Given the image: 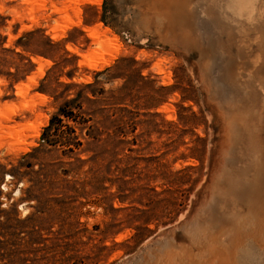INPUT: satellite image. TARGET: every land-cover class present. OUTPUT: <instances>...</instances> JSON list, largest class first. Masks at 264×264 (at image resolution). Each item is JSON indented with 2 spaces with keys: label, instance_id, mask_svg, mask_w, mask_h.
<instances>
[{
  "label": "rangeland",
  "instance_id": "rangeland-1",
  "mask_svg": "<svg viewBox=\"0 0 264 264\" xmlns=\"http://www.w3.org/2000/svg\"><path fill=\"white\" fill-rule=\"evenodd\" d=\"M0 15V42L36 64L0 76V165L21 173L0 175V202L37 229L26 263L264 264V0H0ZM57 79L99 92L73 152L42 141Z\"/></svg>",
  "mask_w": 264,
  "mask_h": 264
},
{
  "label": "trees",
  "instance_id": "trees-1",
  "mask_svg": "<svg viewBox=\"0 0 264 264\" xmlns=\"http://www.w3.org/2000/svg\"><path fill=\"white\" fill-rule=\"evenodd\" d=\"M37 32L43 33V30L36 29L29 32V34ZM23 38L24 36H21L17 39L16 46L23 47ZM44 39L46 48L51 49L57 45L47 35H44ZM63 51L66 52L65 49H63ZM9 53L15 54L16 52L14 49L5 47L3 42H0V76H7L11 80L10 85L12 86L14 83L24 80L29 74L34 72L36 70V64L32 62L30 56L21 53H16L20 58V63H17L13 59L9 58ZM38 55L49 58L47 52ZM54 63L55 65L52 67L53 69L58 65V62L55 60ZM12 67L15 69L14 71L11 70ZM113 67H116V65ZM66 74L71 80L73 79L72 71H68ZM140 76L143 77L141 73ZM116 77L120 78L119 76H115L113 78ZM47 79L48 75L40 82L39 89L41 92H46L42 89V86L45 84ZM56 84L58 86H63L65 88V92L60 96L55 95V93L52 96L55 98H62L63 101L59 105L57 112L51 116L48 125L43 128L42 141H46V144L50 147L66 146L69 151L73 152L76 148L82 145V141L77 134V127L82 126L84 128H92L91 125H88L90 119L88 117L86 118L85 115L82 114V110L84 108L83 104L84 102H93L98 100L99 92L90 90L86 93L81 90L91 88L92 86L90 84H80L73 81L62 82L59 81V79L56 80ZM76 87L80 88V90H77L73 96H70L68 92L72 88ZM37 150L38 149H34L33 152ZM79 160L81 159L79 158ZM19 169L20 166L6 170L4 166L0 165V175L8 174L12 176V178H16L17 175H21ZM1 196L2 189L0 181V198ZM25 222L26 219L23 220L19 217L17 204H13L6 210L1 208L0 202V261L10 259L9 261L12 262L11 264H28L26 263L27 259L24 256L26 254L27 246H25L26 242H24V236L22 234H35L37 233V229H35L34 226H26ZM37 251H39V249H37ZM37 259L39 260V258Z\"/></svg>",
  "mask_w": 264,
  "mask_h": 264
},
{
  "label": "bare ground",
  "instance_id": "bare-ground-1",
  "mask_svg": "<svg viewBox=\"0 0 264 264\" xmlns=\"http://www.w3.org/2000/svg\"><path fill=\"white\" fill-rule=\"evenodd\" d=\"M98 29V28H97ZM97 29H94L93 30V32H92V36L94 37H97V38H99V36L101 35V34H99L98 32H101V29H99V31H97ZM92 31V30H91ZM102 33V36L104 35L105 36V34L107 33V32H101ZM107 35V34H106ZM103 36V37H104ZM106 37V36H105ZM109 36H107L106 38L107 39H105V40H102V43L101 44H106L108 41H110V39L108 38ZM108 44V43H107ZM102 46V45H101ZM107 46V45H106ZM40 68V67H39ZM22 84V83H21ZM21 84H18L17 86H16V89L19 91V89L21 88L20 86H21ZM45 123H46V121H45ZM41 126H42V123H41V125L40 126H33V127H31V130L35 133V135H39L40 134V130H41ZM17 135H15V136H17V138L20 140L21 139V136H20V132H18V133H16Z\"/></svg>",
  "mask_w": 264,
  "mask_h": 264
}]
</instances>
